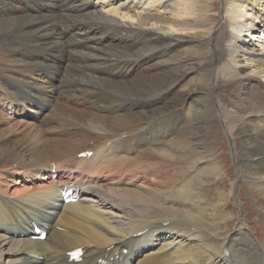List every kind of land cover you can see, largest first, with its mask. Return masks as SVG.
<instances>
[{
  "label": "bare ground",
  "instance_id": "obj_1",
  "mask_svg": "<svg viewBox=\"0 0 264 264\" xmlns=\"http://www.w3.org/2000/svg\"><path fill=\"white\" fill-rule=\"evenodd\" d=\"M263 14L264 0H0V109L64 136L18 137L0 113V264H71L77 248V264H264L228 210L242 180L264 209ZM215 126L236 168L216 197Z\"/></svg>",
  "mask_w": 264,
  "mask_h": 264
},
{
  "label": "rangeland",
  "instance_id": "obj_2",
  "mask_svg": "<svg viewBox=\"0 0 264 264\" xmlns=\"http://www.w3.org/2000/svg\"><path fill=\"white\" fill-rule=\"evenodd\" d=\"M247 36H248V39L251 40V38L253 36L252 29H250V31L248 32ZM7 39H9V36H7V37H5V38L0 40V46L1 47L6 44V40ZM8 56H9V54H7V53L3 54L2 53L0 55V58H3L4 61H7V57ZM61 81L63 82V78L62 77H61V79L54 80V83L56 85H59L61 83ZM63 84H64V82L61 85H63ZM19 85L20 84H18V83H12V84L9 83L8 89L12 93H15V90L23 89L22 86H19ZM15 88H17V89H15ZM159 96L160 95H158V97ZM229 96L230 95L225 93L224 98L226 99ZM158 97L155 98V99L157 100ZM155 101L154 100H152V101L150 100L151 103H153ZM69 103L70 102H67V106H68ZM73 108L76 109L77 107L74 106ZM28 110H30V109L28 108ZM146 110H149V109H146ZM0 113H2L4 116H6V114L1 109H0ZM43 113H44V115H47V114H50L51 111H45ZM14 115L15 114H11L10 113L8 115L9 117H7V116L6 117L11 119L10 124L14 123L13 125H17V127L20 130V132H21V129H23V128L26 129V128L30 127L31 123H27V122H30L29 120H27V119H22V120L18 119V118H16V115H15V118H14ZM153 122L150 121L148 124H151ZM22 125H25V126H23L21 128ZM33 125L40 126V124H31V126H33ZM52 125L53 124H51V125L48 124L49 127H51ZM42 127L40 126V131H39V129H35V130H37L40 135H41V133H43V141H44L43 145L44 146H46L48 143H50V140H52V139H58V138L62 139L64 137L63 135H59V134H57V136L55 134L52 136L53 133L46 132V130H44ZM214 128H213L212 131L215 134V135H213V137H214L213 141L216 142L215 143L216 144L215 145V153H216V155L218 154L217 157L220 160L221 166L223 167V170H224V172L226 174V177L224 179L220 180L218 186H216L217 182L212 185V188H213L212 193L216 197L222 191L226 190V188H227L226 185L228 186L229 182L234 179V177L236 176V168H235V164H234V159L232 157V149H231L230 143H229V141H228L223 129L221 130L220 126H215ZM24 133H27V132H23L22 131L21 133H18L17 136L18 137H22V135ZM52 137H55V138H52ZM41 138H42V135H41ZM238 184H239V192H238L239 203H235L234 202V203L230 204V208L228 209L229 211L234 213V215H233L234 220L232 221V225H235L236 222L239 220V217L242 216V213H244L245 218L247 220V223H248V225L250 227L249 229H250V231H252V234L254 236H256L257 239L264 240V209H262L258 205V203H257L258 200H256L257 195H255L253 193V191H251L252 187H253V186H251V184L246 183L244 180L238 182ZM223 187H226V188H224L223 190L220 191V189L223 188ZM242 210H243V212H242Z\"/></svg>",
  "mask_w": 264,
  "mask_h": 264
}]
</instances>
